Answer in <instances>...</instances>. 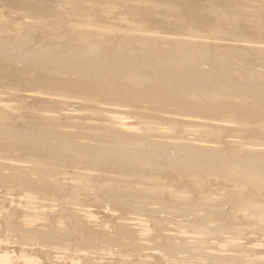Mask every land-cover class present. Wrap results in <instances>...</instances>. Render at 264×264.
<instances>
[{"label":"bare ground","instance_id":"6f19581e","mask_svg":"<svg viewBox=\"0 0 264 264\" xmlns=\"http://www.w3.org/2000/svg\"><path fill=\"white\" fill-rule=\"evenodd\" d=\"M84 1L0 0L2 5H12L17 9L26 10L29 15L26 17L24 14L20 17L31 21V23L24 22L21 27L8 24L0 8V79L5 80V84L9 81L7 83L9 86L6 85V88L11 84L19 88L22 86V81L28 77L27 82L31 84L25 82L27 84L25 86L32 85L28 87L32 90L23 92L20 90L21 97L16 99L30 102L31 106L36 107L32 109L33 111L29 109L30 112L25 110V115L28 116L24 115L26 119L29 117L31 119L33 114L34 119L47 127L45 132L37 134L27 130L25 125L22 126L23 129L25 128L24 131L21 132V125L19 127L12 123L14 125L10 126L12 128L18 126L20 131L16 129L8 131L6 127L10 128V126H5L7 122H13L20 117L23 120L24 110L22 113L9 102H0V133H3L5 128L7 130L3 137L6 143L0 144V173L2 170H8L10 178L20 179L22 188L40 192L38 195L30 193L20 201H12L9 198V203L15 202L16 207L10 209L12 212L10 213L16 215L17 211L25 208L32 209L34 213V210L38 211L36 208L48 203L47 198L51 194L55 196V201L62 199L54 206H50L54 199L49 201L54 214L48 211L50 215L48 212L46 215L52 218L51 223H47L46 220L43 222L44 218L37 219L38 216L29 217L31 219L26 222L22 221V226L19 228L21 236L26 242L36 244H45V241L51 239L86 240L88 235L84 236L86 231L83 226L86 222L80 223L77 217L87 218V223L90 224L95 222V217L91 214L92 218L87 215L90 212L85 210L87 207L79 209L75 206L71 209L68 208L70 205L68 207L67 205L72 201L70 199H76L81 191L86 190L89 193L88 189L94 187L89 196L96 200V203L111 206L114 210L135 206L138 211L140 210L139 214L143 212V215L150 219L148 221L152 220L154 230L157 227L156 229L162 231L166 227L161 226L162 223L159 224L156 217L158 214L164 213L166 217L173 211L172 208L174 212L177 211L176 215L178 211L184 210V214L182 212L181 215L183 214L182 216L187 220L193 213L186 215L185 211L190 213L191 210L192 212L195 210L194 214H197H195L197 218L194 220L193 214L191 221L194 223H191L196 229L188 222L189 219L185 221L193 226L194 232H190L189 229H192L190 227L189 232L186 231L187 226H180L183 220L177 219L181 222L178 224L179 221L175 219L177 222L175 224L179 227L172 225L173 229L169 230V234L163 236L159 234L160 237H156L161 238L158 244L151 242L156 247L160 246L157 247L158 250L152 248L151 243H144L151 248L149 251L157 250L164 261H167L171 249L176 250L175 247L171 248L173 244L176 246L178 243L177 246L183 249L188 245L189 247L193 245V250L199 247L198 252L201 253L198 254L195 250V254L198 255L202 254L204 247L207 248L209 252L206 256L219 264H264V77L262 80L258 77L259 72H255L258 76L250 78L254 82L247 86L241 85L240 94L237 95L235 93L240 88L237 85L231 88L232 91L238 89L234 93L226 91L230 86L227 88L225 86V92H220L225 94L228 92L226 95L218 93L222 83L220 85L218 83L221 88L217 89V93L207 88H211L210 85L215 86L211 84L215 77L210 76L216 75L213 73L222 75L226 67L236 63L248 66L251 62L250 65L254 66L252 62H255L257 57L264 58V18L262 15L252 16L243 10L254 7L257 9L253 10L259 9L258 12L264 13V0H259L254 6L253 3L246 6V2L240 0H138V4L134 2L135 5L130 4L131 0H127L131 5L125 14L128 15L129 21L127 16L126 18L122 16L124 14L121 10L119 14L116 13L121 7L127 8L124 0L125 6L122 5L123 1L120 4L121 0H118L117 7H113L117 3L111 5L109 1L110 4L106 2V8L103 5L105 3L101 4V0H99L100 5L98 0H92L87 5H84ZM109 6L116 9L112 8V11ZM17 9L14 11H20ZM11 10L10 12H13ZM110 11L114 13L113 16ZM119 15L126 19L127 28L120 27ZM209 35L239 37L243 40L214 42V39L219 38L207 37ZM11 39L14 40L13 44L15 42L18 44L16 46L25 48L23 50L19 48L16 54L21 56L22 53L24 62L21 57H18L20 59L18 61L22 62L24 67L27 60L31 62L29 65L32 62L37 65V67L34 65L35 69L27 68L31 73L24 76L23 80L19 75H15L17 71L15 68L12 69V64L9 63L13 59L5 46L12 44L8 43ZM98 56L107 58L110 65L105 59H103L104 64L103 62L100 64L99 60L97 61ZM255 56L257 57L254 58ZM145 63L149 64L146 68L150 67L152 71L144 67ZM261 63L264 66V63ZM202 66L206 68L200 69ZM251 67L250 70L253 69ZM24 70L22 68L23 72L20 71L18 74L26 73L27 71ZM262 71L261 73L264 74ZM252 73L254 75V72ZM17 79L21 83L19 87ZM229 92L233 94L230 95ZM27 113L32 114L29 116L30 114ZM16 121L20 124V121ZM61 129L65 131H59ZM158 145L171 149V159L167 158L169 155L167 157L165 155L167 159L166 163H163L168 168L170 166L172 169L175 168V174L180 179L179 183H174L175 186L168 185L174 181V176L166 177L169 182L165 183L160 180L165 173L162 172V176L157 175L163 170L161 167L163 165H159L162 169L160 171L158 170L160 168H155L158 173L154 169L157 167L154 163L164 161L162 158L157 162L153 161L158 155L155 153L157 150L154 151ZM208 145L214 146V149H210L213 147ZM188 147H191L192 151L200 150L198 153L194 151L196 154L204 151L201 154L203 156L206 152L209 154L214 152L215 154L211 153L214 154V158L211 159L212 161L208 158L210 162H206V165H200L198 161L186 163L181 161L183 158L178 160L177 158L180 159L183 154L180 157L177 155L176 158L175 153L178 154V150L186 153L184 150L188 152L190 150ZM161 149L158 147V150ZM187 155L185 159L189 160L190 157L186 158ZM205 158L202 160L201 157L200 160L203 162ZM68 163L74 170V172L70 170L72 174L62 168ZM7 177L1 176L0 184H3ZM208 177H213L216 182L229 186L228 189H219L215 182L218 188L215 187L216 189L213 190L207 182ZM50 178H54V181L50 182ZM78 182L82 183L81 187L76 185H80ZM214 195L217 196L216 199ZM7 200L2 201L7 204ZM2 201L0 200L1 205ZM30 203L35 207L30 208L31 205L28 206ZM49 206L46 205L47 208ZM147 206L154 207L147 208ZM76 207L79 209L76 210L77 216H75ZM107 210L108 212L99 210L104 212L103 218L111 222L110 224H114L117 220L119 225L115 223L117 225L115 229L112 225L105 226L104 229L98 226V233L93 231L98 237L103 239L107 228H113V232L119 231L118 234L115 233L118 240L120 236L117 235H126L124 231L130 232L129 228L138 230V235L148 231L147 229L145 231L142 225H138L137 219L132 220L130 217L125 219L121 215H114L111 208ZM43 212L41 214H45V211ZM199 212L203 213L202 218L198 217ZM38 213L39 211L35 215ZM173 213L169 215L173 217ZM28 214L30 215V211L26 215ZM2 215L0 214V220H3ZM170 216L166 218L170 219ZM182 216L179 215L181 218ZM3 217L8 219L5 215ZM237 217L241 218L240 222H237ZM215 218L224 220L223 225L227 224L226 229L229 225L236 230L238 227V232L233 234L231 227L227 230L232 231H223L226 225H220L222 223L220 219L218 223L215 222L216 224L220 222L219 226L215 225L217 229L211 224L214 231L209 226H205L209 224H205L206 219V222L211 223L210 219L214 222L217 220H214ZM59 219L66 221L57 222ZM235 223L240 225L237 226ZM184 227L185 230H180ZM135 230L130 232H133L130 237L136 235ZM93 232L91 231V234ZM144 235L140 234L141 237H137L138 243L143 240L146 242L150 237L152 238L148 242L153 241L155 237L148 234L151 236L147 238L148 235ZM125 237L129 238V235ZM162 238L163 243H161ZM9 240L3 241L2 238L0 240V264H36L27 258L13 256L18 247L15 241ZM130 243L132 247L136 245ZM141 245L142 242L131 253L135 252L138 257H146L145 262L152 261L155 257L146 256ZM163 246H168L170 252L164 248L162 250ZM178 247L179 251L185 252ZM19 250L25 254L39 256L44 260V264H76L66 253L57 252L55 248L45 250L39 245H21ZM178 250L175 252L179 253ZM187 251L191 253L192 249L191 252L189 248ZM50 253L54 254L55 263H51ZM91 255L93 254L86 251L75 254L84 261L89 260ZM111 255L113 258L117 256L102 253L95 258L100 261L99 264H126L123 259H112ZM203 257L206 261L204 255ZM183 259L184 262L188 261ZM191 259L189 258V261ZM198 261L202 264V260ZM205 261L203 264H206ZM157 262L160 263L158 259Z\"/></svg>","mask_w":264,"mask_h":264},{"label":"rangeland","instance_id":"374dc122","mask_svg":"<svg viewBox=\"0 0 264 264\" xmlns=\"http://www.w3.org/2000/svg\"><path fill=\"white\" fill-rule=\"evenodd\" d=\"M91 1L92 0H85L84 2H85V4L84 5H87L88 4V2H90L91 3ZM102 1V2H101ZM101 1H99L98 0V2H99V5H100V2H101V4L102 3H105V4H103L104 6L107 4V3H109L110 4V2H111V5L113 4V3H117V5L116 4H114V6L113 7H117L118 6V4H119V1L117 0H101ZM110 1V2H109ZM115 1V2H114ZM122 1L123 0H121V2H120V4L122 3ZM124 1H126L125 2V5H126V3H127V8H125L126 6L124 5ZM123 1V4L122 5H124L125 7H121L119 10H115L116 11V13H118L119 14V12H120V10L123 12H121L122 14H124V15H122L121 13V15L122 16H124V18H126V16H127V21H129V17H128V15H125V14H127V12H128V10L130 9L129 7H131V5L130 4H133V5H135V3L134 2H136L137 3V1L138 0H136V1H132L131 0V2L132 3H130V1H129V3L127 2V0H124ZM141 1V0H140ZM238 1V0H237ZM249 1V3H247ZM258 1L259 0H240V2H246L245 3V5L246 6H248L247 4H252L253 3V6H254V3L256 4V2L258 3ZM107 2V3H106ZM251 2V3H250ZM1 4V3H0ZM138 4V3H137ZM2 5V4H1ZM0 5V8H1V12H3V15H4V18H5V21L6 20H8V21H6L8 24H11V25H14V26H20L21 27V25L22 24H24V22L25 23H28V22H30L31 23V21H29V19L27 20L26 18H22V17H20V16H23L24 14V16H28L29 14L27 13V12H25L26 10H23V9H17L15 6H12V5H7V4H4V5H2L1 6ZM98 5V6H99ZM103 5H101V7L103 6ZM110 5V6H111ZM128 5H130V6H128ZM4 6V7H3ZM107 6V5H106ZM106 6H105V8H106ZM109 6V7H110ZM245 6V7H246ZM256 6V5H255ZM108 7V8H109ZM112 7V8H113ZM133 7H135V6H132V8ZM250 7V6H249ZM251 7H252V5H251ZM2 8H5V9H2ZM99 8H100V6H99ZM104 8V7H103ZM104 8V9H105ZM112 8L110 7L109 9H111L112 10ZM123 8V9H122ZM125 8V9H124ZM129 8V9H128ZM246 8H248V7H246ZM11 10V11H13V12H10V10L7 12V10ZM20 10V11H14V10ZM113 9H116V8H113ZM253 9H257V8H254L253 7ZM252 8L251 9H244L243 8V10H246V13H248V14H250V15H252V16H260V15H262L263 16V18H264V13L262 12V11H259L258 12V10H253ZM5 10H6V13H5ZM108 10V9H107ZM106 10V12H108ZM125 10H127V11H125ZM113 11V10H112ZM112 11H110L109 13H111V16H113L114 15V13L112 14ZM22 13L21 15H20V13ZM105 12V13H106ZM108 13V16H110V14ZM116 13H115V15H116ZM10 14V15H9ZM71 14H72V12H71ZM9 15V18L7 17ZM105 15H107V14H105ZM121 15H119L118 17V20H119V22H120V27L122 26V28H123V26H124V28L123 29H125V28H127V27H125L126 26V23H127V21H126V19H124V18H121L122 16ZM117 16V15H116ZM13 18V19H12ZM14 18H16V19H14ZM20 18V19H19ZM88 18H90V19H92L90 16H88ZM118 20H117V17H116V22H118ZM11 22V23H10ZM115 22V23H116ZM126 22V23H125ZM19 23H21V24H19ZM125 23V24H124ZM16 24V25H15ZM117 24V23H116ZM123 24V25H122ZM129 24V23H128ZM32 25H34V24H32ZM32 25H30V26H32ZM130 25V24H129ZM119 26V25H118ZM128 26V25H127ZM116 34V33H115ZM133 34H135V33H133ZM136 35V34H135ZM207 37H212V38H219V39H214L215 41L214 42H221V43H224V42H228L227 40H237V41H240V40H243V39H239V37L238 38H235V37H227V36H222V37H216V36H214V35H209V36H207ZM11 40H13V39H11ZM10 40V42H8V43H14V40H13V42ZM7 44L6 46H5V49H6V51L7 52H9L10 53V56L12 57V59H13V61H10L9 63H10V65L12 64V69L13 68H15L16 69V74L15 75H19L20 77L19 78H23L24 79V76H27V74L30 72V69H28L27 70V68H31V67H35L34 65H36V64H34V62H32V64L31 65H29L31 62L29 61L28 62V60H27V62L25 61V65L27 66V64L29 65V66H25L24 67V65H23V63L21 64L18 60H22L23 62H24V60H25V58H24V55L21 53L20 55L21 56H18V55H16L17 54V52H18V50H19V48H22V50L23 49H25L24 47H20V45L19 46H16V45H18V44H16V42H15V44ZM258 54V53H257ZM23 55V56H22ZM259 55V54H258ZM259 56H261V55H259ZM20 59H19V58ZM99 57V56H98ZM98 57H96V59L98 58ZM257 56H255L254 58H256ZM22 58H24V60L22 59ZM262 56L260 57V58H256V60H254L255 62H252L253 63V65L254 66H252V64L250 65V63L248 64V66H246L247 64H241V63H236L235 65H226V66H228V68L226 67V69H225V72H223L224 74H219L218 75V73L216 72V73H213V74H216L215 76L213 75V76H210V77H215V78H213L214 79V82H213V79H212V83L211 84H214L215 86V88L213 87V85H210V87L211 88H209V87H207L208 89H210V90H212V91H214V92H216L217 93V89H219V85L221 84V86H222V88L221 89H219V92L218 93H221V94H223V95H226L224 92H225V86H226V88L227 87H229V88H227L226 89V91H232V89L233 88H235L236 86L235 85H237V87L239 88V86H240V88H239V91L237 92L236 91V89L234 90V91H236V95L237 94H240V89L242 88V86L244 85H250L251 83H253L251 80L252 79H250L252 76H255V75H257V73H255V72H259V78H262V77H264V74L263 73H261V71H262V69L264 68V66L262 65V63L261 62H263L264 63V58H263V60H262ZM95 59V60H96ZM103 59H105V61H107L106 59L107 58H105L104 56L102 57V56H100L98 59H97V61L98 62H100V64L104 61ZM258 59V60H257ZM260 60V61H259ZM257 61H259V62H257ZM107 63L109 64V62L107 61ZM244 63V62H243ZM246 63H248V62H246ZM260 64V65H257V64ZM103 64H104V62H103ZM108 64H106V62H105V65H106V67H108L109 65ZM145 64H147V63H145ZM145 64H143L144 65V67L146 68V67H148L149 66V64H147L146 66H145ZM14 65V66H13ZM22 65H23V67H22ZM263 67H262V66ZM252 66V67H251ZM36 67H37V65H36ZM250 67L251 68H253V69H251L250 70ZM259 67H261V68H259ZM21 68V69H20ZM22 68H23V70H24V72H26V73H23L22 74ZM33 68L31 69V70H33ZM206 67H204V66H202V67H200V69H205ZM255 68V69H254ZM259 70H258V69ZM18 69H20V70H18ZM35 69V68H34ZM146 69H150V67L149 68H146ZM15 71V70H14ZM20 71H22L21 73H19L18 74V72H20ZM150 71H152L151 69H150ZM250 72H251V74H250ZM252 72H254V75H253V73ZM262 72H264V69H263V71ZM31 73V72H30ZM20 74H22V75H20ZM263 74V75H262ZM212 75V74H211ZM225 75V76H224ZM28 76H30V75H28ZM219 76H220V78H219ZM256 76V77H257ZM218 77V78H217ZM18 78V79H19ZM26 78H28V77H26ZM25 78V79H26ZM217 78V79H216ZM18 79L16 80L17 82H18ZM22 79V80H23ZM24 79V80H25ZM220 79V80H219ZM222 79V80H221ZM248 79V80H247ZM22 81V86H20L21 85V83H19L18 82V84L19 85H17L19 88H17L16 86H12V84H11V86L9 87V88H6L7 86H9L7 83L9 82H7L6 84L4 83L5 82V80L4 81H2L1 79H0V81H1V83H0V102H9L10 103V105H13L14 107H16L18 110H19V112L21 111H23L22 113H23V116L25 115V110H26V112H30V110L29 109H36V107H34V105L33 106H31V103L30 102H26V101H24V102H22V101H20V100H18V99H16V98H19V97H21V91L20 90H22V92L23 91H30V90H32L31 88H28V87H32V85L31 86H25V85H27L25 82H27L28 80L26 79V81ZM220 82H219V81ZM249 80H250V82H249ZM262 80H263V78H262ZM218 81V82H217ZM224 81V82H223ZM12 82H14V81H12ZM21 82V81H20ZM23 82H24V84H23ZM215 82H217L216 84H215ZM235 82V83H234ZM16 83V82H15ZM14 83V85H16ZM27 83H30V82H27ZM218 83H219V85H218ZM31 84V83H30ZM29 84V85H30ZM230 84H232V85H230ZM7 85V86H6ZM198 85V84H197ZM242 85V86H241ZM6 86V87H5ZM218 86V87H217ZM22 87V88H21ZM17 88V89H16ZM21 88V89H20ZM213 88H214V90H213ZM232 88V89H231ZM238 90V89H237ZM220 91H224V92H220ZM234 91H232L233 93H234ZM19 92V93H18ZM232 92H229V94L231 95V94H233ZM228 94V95H229ZM234 94V95H235ZM233 95V96H234ZM27 103H29L30 105H28ZM9 105V104H8ZM19 105V106H18ZM26 105V106H25ZM29 107H28V106ZM32 107H34V108H32ZM28 109V110H27ZM78 109V108H77ZM32 110V111H33ZM42 110V109H41ZM78 110H80V108L78 109ZM31 111V112H32ZM81 111V110H80ZM21 114V113H20ZM30 114V115H29ZM27 113V115H29V116H31V114L32 113ZM22 115V114H21ZM26 116V115H25ZM25 116L23 117V120H21V117H20V119L18 118V119H16V120H18V121H20V124H18V123H16L17 121L16 120H12L13 122H11V121H9V122H7V121H5L4 123L6 124V122H7V124L5 125V126H10V125H19V127H20V125H21V132H23L24 131V129L26 128L27 130H31V131H33V132H35V133H37V134H40V133H43V132H45L46 131V126L44 125V124H42V123H40L39 122V120H36V118L34 119L33 118V114H32V117H31V119H29V118H25ZM26 117H28V116H26ZM12 123H14V124H12ZM3 124V123H2ZM23 125H25V128L23 129ZM23 126V127H22ZM27 126V127H26ZM1 127H2V125H1ZM16 126H14V128H12V126H10V128H8V127H6L7 128V130L9 131L10 130V132H11V130L12 129H16V130H19V127L17 126V128H15ZM3 128H5V127H3ZM3 128H1V130H2V132H3ZM6 128L4 129L5 131H7L6 130ZM185 129L186 130H188L186 127H185ZM23 130V131H22ZM26 130V131H27ZM4 131V132H5ZM15 131V130H14ZM20 131V130H19ZM59 131H65V129H61V130H59ZM59 131H57V132H59ZM1 132V131H0ZM4 132L3 133H0V137H2V139H0V144H2V143H6V142H4L3 140V137H5V135H4ZM13 132V131H12ZM60 133V132H59ZM4 135V136H3ZM7 137V136H6ZM190 137H194V136H190ZM189 137V139L190 140H192V138H190ZM6 139V138H5ZM7 141V140H6ZM4 145V144H3ZM161 145H158L157 147H156V149L154 150V151H156L155 153L156 154H158V155H156L157 156V158L156 159H154L153 161L154 162H157V161H159V160H161V158H162V160H164V161H159V162H157V163H154L155 164V166H157V167H154V169L156 168V169H158V168H160V169H158L159 171L160 170H162V171H158V170H156V172L158 173L157 175H160V176H162V172H163V176L162 177H160V180L161 181H163V182H165V183H168L169 181H167L166 180V177L167 178H169V176L170 175H172V176H174V181H171L172 183H170V184H168V185H170V186H172V185H174L175 186V184H177V183H179L178 181H180V179H178L179 177L175 174V168L174 169H172L171 168V166L169 167V168H171L170 170H169V168H168V166L167 165H164L166 162V159L168 158L169 159V157H170V159H171V156H172V153H171V149L170 148H168V147H163L162 148V146H164V145H162L161 147H160ZM208 146H211V147H213V148H210V149H214V146H212V145H208ZM158 147H159V149H161V151L160 150H158ZM189 148V147H188ZM187 148V149H188ZM194 148V147H193ZM164 149H167V150H164ZM190 150H191V147L189 148ZM40 150V149H39ZM169 150V151H168ZM190 150L187 152V150H184L187 154H189L190 153V155H187L186 153H183V151H181L180 150V152H179V150H178V154L177 153H175V156H176V158H177V155H178V157H180L182 154V156L180 157V159L179 158H177L178 160H181L182 158V160L181 161H186V163H190L191 161H198V163H200V165H206L207 163H209L210 162V160L212 159V158H214V152H210V154H209V152H206V153H204V156L203 155H201L203 152H201L200 154H196V153H198V151H200V150H191L192 152H190ZM170 152V153H168V152ZM194 151H196V153L194 152ZM195 154H194V153ZM180 153V154H179ZM207 153H208V155H207ZM211 153H214V154H211ZM187 155V157L186 158H189V160L188 159H185V156ZM196 155V157L194 156V155ZM159 155H161V157L159 156ZM166 155V157H164ZM171 155V156H170ZM206 155V156H205ZM212 155L213 157H210V156ZM175 156H173V157H175ZM184 156V157H183ZM189 156V157H188ZM199 157V159H197L198 157ZM207 156H209V157H207ZM159 157V158H158ZM172 157V158H173ZM194 158V160H193V158ZM202 157V160H203V158L204 157H206L205 158V160L202 162L201 160H200V158ZM191 158H192V160H191ZM210 159V160H207V159ZM159 159V160H158ZM195 159H197V160H195ZM188 160V161H187ZM200 160V161H199ZM212 161V160H211ZM1 162V161H0ZM66 162H69V161H67L66 160ZM163 162H165V163H163ZM207 162V163H206ZM161 163V164H160ZM66 164V163H65ZM157 164V165H156ZM159 165H163V166H161V167H163L162 169H161V167H159ZM63 166V165H62ZM65 167V168H64ZM165 167V168H164ZM64 170L66 169V170H69L68 172H69V174H72V172H74V170L73 169H71V166L69 165V163L67 164V165H65V166H63L62 167ZM68 168V169H67ZM63 169H61L62 171H63ZM164 169H165V171H164ZM70 170L72 171V172H70ZM154 170V171H155ZM173 170V171H172ZM9 171L7 170V171H4V170H2L1 171V173H0V177L2 176L3 178L6 176H8L7 177V180H5V181H3V184H0V196L3 198H0V200L2 201H4L5 202V200H7V204H5L3 201V203H2V205L4 206H2L1 205V202H0V214L2 215V218H3V220H0V240H1V238H2V240L3 241H8L9 240V238H10V242H13V241H15V243H17V249L15 250V252H14V254H13V256H15V257H17V258H27V259H29V260H31L32 262H34V263H36V264H44L45 262H44V260L42 259V258H40L39 256H36V255H34V254H25V253H23L22 251H20L19 249L21 248V245H23V246H30V245H39V246H42L45 250H49V249H51V248H55V251H57V252H60V253H66L70 258H71V260H73V261H75L76 262V264H99L100 263V261L99 260H97L95 257H96V255H99V254H102V253H105V254H114V255H117V256H115L114 258H113V256H112V259H114V260H117V259H115V258H119L120 260H124V262H126V264H201L198 260H202V264H203V261H205L203 258V255L205 256V259H207L204 263H212V264H219V263H216V262H213L214 260H212V259H210L209 257H207L206 256V254L209 252L208 250H207V248H203V251H202V254H200L201 255V257H200V255H198L199 254V252H198V250H200L199 249V247H198V249L196 248H194V250H193V248H192V246H190L189 247V245H188V247L187 246H184L185 248L183 249V248H181L179 245V247L177 246V244H176V246L178 247V248H180V249H183V250H185V252H187V253H189V251H187V249L189 248V250H190V252H191V249H192V254L191 253H189V254H186L184 251L183 252H181V251H179L178 249H177V247L175 246V244H173V246L171 247V243H169V247H171V248H173V247H175L176 248V250H178L179 251V253L178 252H175L176 250H174V249H171V252H170V248H168V246H163L162 247V250H163V248L166 250V251H168V252H170V254L169 255H167V261H164V259L162 258V257H160L159 255H160V253L157 251L158 250V248L160 247H158V245H157V247L156 246H154V244H158L159 242H160V239L159 238H156V237H160L159 236V234L161 235L162 234V236L163 235H165V234H169L170 233V231L169 230H172L173 229V226H174V224L175 223H177L176 221H175V219L177 220V219H179V220H183V221H181L182 222V224L184 223H186L185 225L183 224H181V222L179 221V220H177V221H179L178 222V224L180 223L181 225L180 226H187V228L186 227H184V228H180V230L181 229H183V230H185V228H186V231L188 230V228L190 227V228H192V229H189L190 230V232H194L193 231V229L195 228V226L192 224V223H194L193 221H191V220H193L192 218H191V216H193V214H194V211L195 210H193V212H192V210H191V212H190V210H189V212L190 213H188L187 211H185V214L187 215H191L192 213V215L189 217V218H187V216L185 217V218H187V220L189 219V221L188 222H192L191 223V225H193L194 226V228H193V226L191 227V225H189V223L188 222H185V221H187L186 219H184V217L182 216L183 214H184V210L182 211L183 212V214L181 215V213L182 212H179L178 211V213H177V215H176V213L175 212H177V211H175L174 212V209L172 208H170L171 210H173L171 213H169L170 215H172V213L174 214L173 215V217H175V218H173V217H171L169 214H168V212L167 211H169V210H167L166 212V214H168V216H170L171 218L170 219H167L168 218V216H166V217H164V213H162V214H158L156 217H158V220H159V224H161L162 223V225L161 226H163L164 225V229L161 231V229H156L157 227H155V230H154V224L151 222V221H148V220H150L149 218H147V217H145L144 215H143V212L142 213H140L139 214V212H140V210L138 211V209L135 207V206H131L132 208H134L135 207V209H131V207L130 206H128V207H130L129 209H127L126 207L125 208H122V209H117V210H114L111 206H108V205H104V204H98V203H96L95 201L96 200H94V199H92V198H90L91 196H89V193H90V191L92 190V189H95L94 187H92L91 189H88V190H90L89 191V193L88 192H86V190H84V191H81L80 193L81 194H79L78 196H76V199H70V200H72V201H70V202H68V205H67V207L68 208H70L71 207V209L73 208V207H75V206H78V208L80 209V208H83V209H85L86 207V209L85 210H88V211H90L89 213H87V215L89 214V216H90V214L92 215V216H94L95 218L94 219H96L95 220V222H92L93 224H90L89 222L87 223V218H84V217H81V216H79V217H77V218H79V220H77V221H80V223H81V221L82 222H84L83 224H79L80 226L81 225H83L84 226V228H85V230L84 231H86L85 232V234H84V236L85 235H88V238L86 239V240H80V239H74V240H71V239H67V240H55V239H51V240H48V241H45V244H36V243H34V242H26L25 241V239L21 236V234H20V227L22 226V221L23 222H26V221H28V219H31L33 216L34 217H37V219H40V220H42L43 218V222H44V220H46V222L47 223H51V221H52V218L51 217H48L49 215H50V213L52 212V209H53V207H51L50 208V206H54L55 205V203H57L58 204V202L60 201L61 202V200L60 199H58L57 201H55L56 200V198H55V196L53 195V194H51V195H49L48 196V198H47V207L49 206V204L51 203H49V201H53V199H54V204H53V202L50 204V206H49V208H50V210H49V208H47L46 207V205L44 204V205H42V207L41 206H39L38 208H36L38 211H39V213H38V215H35L36 214V212H38V211H36L35 212V210H34V213L32 212L33 210L32 209H28V208H25V209H23V210H20L19 212L17 211V214L15 215V214H11L12 212L10 211V209L12 210V209H16V207L14 206V203L15 202H13V203H9V198H11V200L13 201V200H16V201H20V200H23V197L24 196H27V195H29L30 193H32V194H37L38 195V193H40L39 191H35V190H28V189H24V188H22L21 186H22V183H20V179L19 178H17V179H14V177H12V178H10L9 177ZM177 176V177H176ZM10 178V179H9ZM211 179L210 181L208 180V179ZM213 179H215V178H213V177H208L207 178V182H208V184L211 186V188L213 189V188H215L216 186H215V182L217 181L216 179L215 180H213ZM49 181L50 182H52V181H54V178H50L49 179ZM1 183V182H0ZM80 185H78V184H76L77 186H80L81 187V185H82V183H80V182H78ZM175 183V184H174ZM216 185H218L219 186V189L221 188H223V189H228V187L229 186H226V185H222L220 182H216ZM226 186V187H225ZM7 187V188H6ZM6 188V189H5ZM216 188H218V187H216ZM215 188V189H216ZM215 189H213V190H215ZM87 190V191H88ZM6 191H7V193H6ZM24 191V192H23ZM9 192H12V193H9ZM25 192H27V193H25ZM83 192V193H82ZM23 194V195H22ZM8 196H12V197H8ZM75 196H73V197H75ZM212 196V195H211ZM5 197V198H4ZM36 197H39V196H36ZM214 197V199H216L217 198V196L216 195H214L213 196ZM7 198V199H6ZM17 198V199H16ZM212 198V197H211ZM213 199V198H212ZM75 200V201H74ZM69 201V200H68ZM65 202V201H64ZM73 203V205L74 204H77V205H71L72 203ZM69 203H71V204H69ZM5 204V205H4ZM9 204V205H8ZM11 204V205H10ZM53 204V205H52ZM56 204V206H58ZM60 204V203H59ZM62 204V203H61ZM60 204V205H61ZM89 204H91V205H89ZM32 207H31V206ZM59 205V206H60ZM81 205H83V206H81ZM2 206V207H1ZM9 206V207H8ZM28 206H30V208H34L35 207V205L34 204H32V203H30ZM79 206H81V207H79ZM12 207H14V208H12ZM43 207H46V208H43ZM66 207V208H67ZM151 207H154V206H147V208H151ZM1 208H4L5 210H1ZM41 208V209H40ZM77 207H76V209H75V211L76 210H79ZM88 208H91V209H88ZM111 208V212L114 214V215H121V216H123V218H128V217H130V219H132V220H134V219H137L138 221H139V224L138 225H142L143 226V228H145V231H146V229L148 230V231H146L148 234H151L152 236H155V234L156 233H158V231L157 230H159V231H161V232H159L158 233V235L157 236H155V237H153L154 239H153V241H150V242H148L149 241V239L151 240V238L152 237H150L146 232H142V233H140V234H147L148 235V237L147 238H149L148 239V241L146 240V242H144V240L143 241H140V243H138V240H137V237H141L140 236V234L138 235V230H135V233H136V235L134 234L133 236H131L130 237V235H132L133 234V232H134V230L132 229V228H129V230H131V231H133L132 233H130V232H128V233H126V231H124L125 233L124 234H126L127 236L129 235V238L128 237H125L126 235H117V236H120L119 237V240L118 239H116V238H118V237H116L115 235L116 234H118V232H117V230H116V232H113V230L115 229V227L117 226V225H119V223L117 224V222H119V221H117L116 220V224L114 223V224H110L111 222H107V219H105V218H103L104 216H105V214H104V212H108V210L107 209H110ZM9 211H8V210ZM45 209V210H44ZM101 209H103V211L104 212H100L99 210H101ZM131 209V210H130ZM32 210V211H31ZM47 210V211H46ZM93 210V211H92ZM100 212V213H98V211ZM134 210V211H133ZM4 211H5V213H4ZM7 211V212H6ZM29 211H30V215L28 214V215H26L27 213H29ZM43 211H45V214H41V212H43ZM48 211H50V213L48 212ZM74 211V210H73ZM75 211H74V213H75ZM3 212V213H2ZM11 212V213H10ZM31 212H32V214H31ZM46 212H48L49 213V215L47 216L46 215ZM187 212V213H186ZM15 213H16V211H15ZM44 213V212H43ZM77 213H78V211H76V214H75V216H77ZM200 213V212H199ZM34 214V215H33ZM52 214H54V212H52ZM51 214V215H52ZM104 214V215H103ZM165 214V215H166ZM196 214V213H195ZM194 214V216H193V218H194V220H196L195 218H197L196 217V215ZM201 214H203L202 212L200 213V215L198 216V217H200L201 216ZM7 216L6 218H8V219H5L3 216ZM42 215V216H41ZM86 215V216H87ZM179 215L180 216H182V218L181 217H179ZM40 216H41V218H40ZM46 216H47V218H46ZM92 216H90L91 218H92ZM140 216V217H139ZM177 216V217H176ZM29 217H31V218H29ZM165 218V221H164V218ZM203 216H201V218H202ZM46 218V219H45ZM113 218V217H112ZM181 218V219H180ZM0 219H1V217H0ZM4 219L6 220V222L4 221ZM48 219V220H47ZM199 219V218H198ZM217 218H215L214 220H216ZM220 219V218H219ZM219 219H217L216 221H214L213 222V220L212 219H210L211 220V223H210V221L209 222H206L207 221V219L205 220V224L206 223H209V224H206L205 226H209L210 227V229H213L212 231H214L215 229L214 228H216L215 227V225L217 226H219V224H220V222H219V224H216V223H218L217 221H219ZM12 220H14L13 222H12ZM110 220H112V219H110ZM110 220H108V221H110ZM221 221H222V223L220 224V225H223V222H224V220H222V219H220ZM237 222H240L241 221V218L240 217H237ZM235 220V221H236ZM239 220V221H238ZM3 221V222H2ZM57 221V220H56ZM59 221H62V219H59L57 222H59ZM66 220H63L62 222H65ZM101 221H103V222H101ZM115 221V220H114ZM113 221V222H114ZM120 221H122V220H120ZM109 223L108 225H110V226H108L106 223ZM151 222V223H150ZM163 222H164V224H163ZM215 223V224H213V223ZM122 222H120V224H121ZM9 224V225H8ZM90 224V225H89ZM166 224V225H165ZM188 224V225H187ZM213 225V227L214 228H211V226ZM237 226L238 225H240V223H235ZM111 225H112V227L114 226V229L112 228V229H109V228H107V230L106 231H104V233L105 232H107L106 233V236L102 239V237L100 238V236L98 237L97 235L98 234H95L93 231H97V233H98V229L99 228H97L98 226H101V227H103V229H104V227L105 226H107V227H111ZM173 225V226H172ZM226 225V226H225ZM225 225H223V226H225V227H223L224 229H223V231L224 230H227V229H229L230 227H231V225H229L228 226V228L226 229V227H227V224H225ZM247 225L248 226H251L249 223H247ZM10 226V227H9ZM82 226V227H83ZM85 226H87V227H85ZM175 226L176 227H179V225H176L175 224ZM91 228V230H90V228ZM175 227V228H176ZM209 227H208V229H209ZM236 227V226H235ZM86 228H87V230H86ZM205 228V227H204ZM218 228V227H217ZM216 228V229H217ZM237 228V230H239L238 229V227H236ZM196 229V228H195ZM231 229L233 230V234H234V232L235 233H237L238 231L233 227H231ZM230 229V230H231ZM236 231H235V230ZM53 230H58V229H53ZM128 230V229H127ZM176 230H178V229H176ZM189 230H188V232H189ZM192 230V231H191ZM207 230V229H206ZM222 230V229H221ZM221 230H220V232H221ZM230 230H227V231H230ZM231 230V231H232ZM90 231V232H89ZM91 231L93 232L92 234H91ZM101 232H102V230H100ZM89 233L91 234V235H89ZM116 233V234H115ZM130 233V234H129ZM154 233V234H153ZM173 233V232H172ZM94 237H93V236ZM147 235H144V236H147ZM134 236H136L135 238H134ZM98 237V238H97ZM5 238H7L6 240H5ZM55 238H57V237H55ZM133 238H134V240H133ZM164 238V237H163ZM163 238H162V241H161V243H163ZM112 240L113 241V239H114V241L112 242V241H110V240ZM116 239V240H115ZM132 239V240H131ZM154 240H156V241H154ZM130 242H133V244H136V245H134V247H132V244L130 243ZM141 242L143 243V245H144V243H146V244H150L151 242H155L154 244H152L151 246H152V248L154 247V249L156 248L157 250H155L153 253H154V255H153V253L151 252V251H149V249H151V248H149V245H141L143 248H144V252L146 253V256H150V255H152L153 257H155L154 259H152V261H149V262H145V260H144V258H146V257H138L137 255L138 254H136L135 252H133V253H131V251L133 250V249H135L136 250V248L139 246V244H141ZM148 242V243H147ZM21 244V245H20ZM192 244V243H191ZM150 246V247H151ZM194 247V246H193ZM196 247V246H195ZM167 248V249H166ZM153 249V250H154ZM169 249V250H168ZM159 250H161V249H159ZM174 252H173V251ZM195 250H197V252H198V254H195ZM82 251H86L87 253H92L93 255H91L90 256V259L89 260H82V259H80V258H78V257H76L75 256V254L77 253V252H82ZM124 251H126V253L124 252ZM193 251H194V253H193ZM157 252L159 253V254H157ZM196 252V253H197ZM163 252H161V254H162ZM186 254L187 256H189V257H185L186 255H184V254ZM201 253V252H200ZM136 254V255H135ZM193 254H195L193 257L191 256V255H193ZM10 255H12V254H10ZM135 255V256H134ZM163 255H164V253H163ZM142 256H144V255H142ZM192 257V259H191V257ZM185 257V258H184ZM207 257V258H206ZM133 258V259H132ZM137 258V259H136ZM159 260V262L160 263H158L157 262V259ZM186 259V260H188V261H186V262H184V261H182V259ZM188 258V259H187ZM189 258L191 259L190 261H189ZM118 259V260H119ZM183 259V260H184ZM210 259V260H209ZM50 260H51V263H55V259H54V254L53 253H50ZM144 260V261H143ZM149 260H151V258L149 259ZM164 262H163V261ZM210 262H209V261ZM208 261V262H207ZM112 263V262H111ZM234 263V262H233ZM228 264H230V263H228Z\"/></svg>","mask_w":264,"mask_h":264}]
</instances>
